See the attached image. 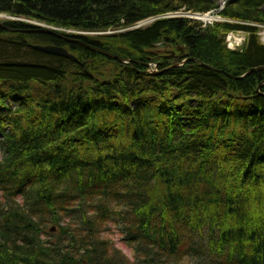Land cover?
Listing matches in <instances>:
<instances>
[{
  "label": "trees",
  "instance_id": "obj_1",
  "mask_svg": "<svg viewBox=\"0 0 264 264\" xmlns=\"http://www.w3.org/2000/svg\"><path fill=\"white\" fill-rule=\"evenodd\" d=\"M218 2L0 0L21 19L0 29V264H264V45L247 25H264V0L227 1L207 26L162 17ZM22 19L90 33L60 34L127 63ZM229 33L245 35L242 51ZM168 49L186 63L171 68ZM194 60L261 69L233 79ZM107 222L137 245L134 262L101 238Z\"/></svg>",
  "mask_w": 264,
  "mask_h": 264
},
{
  "label": "rangeland",
  "instance_id": "obj_2",
  "mask_svg": "<svg viewBox=\"0 0 264 264\" xmlns=\"http://www.w3.org/2000/svg\"><path fill=\"white\" fill-rule=\"evenodd\" d=\"M177 12H183V11L179 10ZM177 12H172V13H177ZM152 19L153 18H149V19H146L142 22H139L135 26H133L129 29H136V28L145 27L148 24H150ZM217 19L218 18L216 16H213V20H217ZM6 20H21V19H16V18L10 17V16L5 15V14H0V22L6 21ZM22 21H24L28 24H32L33 26H37L38 28L49 29L51 31L64 33L65 35H76L77 36V35H83V34H90V33H85V32H78L75 30H60L58 28L48 26L44 23L35 24L37 22L31 21V20L22 19ZM113 32L114 31H109V32H106V34H110ZM242 36L244 37L245 35L240 33L239 35L235 36V38L242 39L243 38ZM258 36H259V41L264 45V31L262 29H260ZM153 52H157V51L153 50ZM166 52L167 53H164V54H171L172 51L168 49V51H166ZM0 202H2V201H0ZM40 224H41L40 227L45 232L42 235V240L49 241L52 243L53 240L56 239L57 229H56L55 225L47 224L46 222H41ZM51 226L55 227L54 231L50 230ZM70 226H71V228L76 227L75 223L73 225L70 224ZM102 228L103 229L100 233L101 238L107 240L108 243L112 246L113 250L119 251L120 254H122L130 262H134L135 261L134 256L136 254L137 245L128 243L125 240V235L122 232V230L119 228V226H116L112 223L107 222L102 226ZM160 264H198V263H197V261H195L192 258H186V260H183L181 263L180 262L175 263V262L170 261L166 257H161Z\"/></svg>",
  "mask_w": 264,
  "mask_h": 264
},
{
  "label": "water",
  "instance_id": "obj_3",
  "mask_svg": "<svg viewBox=\"0 0 264 264\" xmlns=\"http://www.w3.org/2000/svg\"><path fill=\"white\" fill-rule=\"evenodd\" d=\"M0 29L3 30V31H6V32L12 31L10 28L6 27L1 22H0ZM40 31L43 32V33H47V34H50L52 36H55L56 38L61 39V40L65 41V42H67V43H76V44H79V45L87 48L88 50H91L93 52H96L98 54H101V55H103L105 57H108L110 59L119 61L121 63H127V60L126 59L120 58V57H118L116 55L110 54V53H108L106 51H103L101 49H98V48H95V47H92V46L85 45V44L81 43L78 40H75V39L70 38V37L63 36L61 34H58V33L54 32V31H51L49 29H41ZM244 45H245V40H242V42L240 43V45L234 46L232 48V50L233 51H236V52H240V51L243 50ZM158 47L162 48V47H164V44H161ZM32 48L35 49V50H37V51H40L42 53H45V54H49V55H54V56H59V57L67 58V59H70V60H72L74 62L77 61V59L71 53H69L68 50H66L63 47H58V46H53V45H43V46L42 45H35V46H32ZM166 58H168V59L174 58L175 60L178 59L177 57H174V54H171L170 56H166ZM194 61L197 62L202 67H204V68H206V69H208L210 71L220 72V73L226 74L222 70L214 69V68H212V67H210L208 65H205L203 63H200L199 61H196V60H194ZM184 63H186V60L185 61H182L179 64H174L173 66H171V68L172 67L181 66ZM82 65H84V64H82ZM258 69H261V67L251 68L245 74H243L242 76H239V77H234V76H231V75H228V74H226V75L228 77H230V78H233V79H241V78H244L245 76L249 75L250 73H252V72H254L255 70H258ZM54 229H55L54 227L50 228L51 231H54Z\"/></svg>",
  "mask_w": 264,
  "mask_h": 264
},
{
  "label": "bare ground",
  "instance_id": "obj_4",
  "mask_svg": "<svg viewBox=\"0 0 264 264\" xmlns=\"http://www.w3.org/2000/svg\"><path fill=\"white\" fill-rule=\"evenodd\" d=\"M227 1H232V0H219L218 9L216 11H211V12H208L205 14L177 12V13H170V14L168 13L162 17L163 18H188L190 20L201 23L203 26L212 25V23H214V22H225L226 20H224L220 16H218V12H220L223 9V7ZM213 16H216L218 19L213 20ZM153 20L154 19H152L151 22ZM242 24H245V23H242ZM247 25L258 29L257 35L259 34L260 29H262L264 31V25L263 24L250 23ZM234 42H238V40L235 39ZM232 45H233V41H232ZM228 49H230V48H228ZM172 53H174V52L172 51ZM182 61H185V60H182Z\"/></svg>",
  "mask_w": 264,
  "mask_h": 264
},
{
  "label": "built area",
  "instance_id": "obj_5",
  "mask_svg": "<svg viewBox=\"0 0 264 264\" xmlns=\"http://www.w3.org/2000/svg\"><path fill=\"white\" fill-rule=\"evenodd\" d=\"M238 40V42H239V40L240 39H237V38H235V37H233V36H228L227 37V44H228V47H231L232 46V41H233V44H237L238 42H234V40Z\"/></svg>",
  "mask_w": 264,
  "mask_h": 264
}]
</instances>
